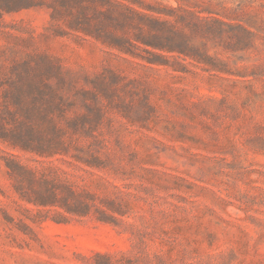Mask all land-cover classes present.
Here are the masks:
<instances>
[{"label":"rangeland","instance_id":"rangeland-1","mask_svg":"<svg viewBox=\"0 0 264 264\" xmlns=\"http://www.w3.org/2000/svg\"><path fill=\"white\" fill-rule=\"evenodd\" d=\"M10 1L0 108L44 78L77 126L52 155L0 140V264H264V0H142L183 52L69 27L101 22V0ZM39 56L52 66L22 65ZM43 180L65 201L29 202Z\"/></svg>","mask_w":264,"mask_h":264},{"label":"trees","instance_id":"trees-1","mask_svg":"<svg viewBox=\"0 0 264 264\" xmlns=\"http://www.w3.org/2000/svg\"><path fill=\"white\" fill-rule=\"evenodd\" d=\"M80 2L82 0H75ZM105 5L100 10L102 21L99 23H83L69 25L85 34L124 52H132L138 48L137 44H143L157 50L183 52L180 41L173 38L179 34L174 22L159 19L149 15L139 8L155 10L154 6L144 3L142 0H101ZM19 3V7L27 8L34 5L33 0H11L10 6ZM55 11V7H52ZM81 9H86L81 6ZM53 18V13H52ZM180 21H184L180 17ZM147 53L160 56L153 51L144 49ZM31 61L36 65H51L53 60L49 57L39 56L24 60L22 65L31 66ZM60 83L71 86L64 78H59ZM69 88V87H68ZM3 105L0 112V140L8 143L13 148L31 151L38 155H52L69 151L72 145V133L76 129L77 122L66 115L68 108L72 105L69 96L58 93V87L46 83L44 78L37 84L27 80L25 84L18 85L14 89L5 91L2 100ZM12 175H18L23 170V165H8ZM31 174L30 179L32 180ZM21 188L23 189V177H21ZM48 181L43 180L45 189L37 191L35 197H27L29 202L38 205L54 204L65 201V195L59 196L53 185L48 186ZM68 194L74 195L72 190ZM86 208V207H85ZM71 211V209H68ZM87 212V211H84Z\"/></svg>","mask_w":264,"mask_h":264}]
</instances>
